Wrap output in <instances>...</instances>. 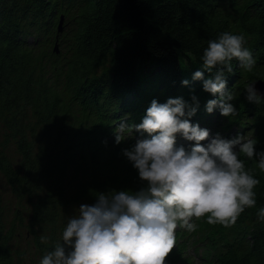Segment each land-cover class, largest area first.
I'll return each instance as SVG.
<instances>
[{
    "label": "trees",
    "instance_id": "obj_1",
    "mask_svg": "<svg viewBox=\"0 0 264 264\" xmlns=\"http://www.w3.org/2000/svg\"><path fill=\"white\" fill-rule=\"evenodd\" d=\"M224 31L243 33L257 59L251 72L234 59L227 73L239 110L231 117L207 112L213 95L193 79L208 40ZM257 79H264V0H0V171L25 205L17 220H25L40 259L97 191L142 187L122 151L135 137L117 144L114 133L121 120L140 122L153 98L191 101L195 93L193 122L211 135L255 136L264 149V101H248L244 92ZM12 139L21 167L7 152ZM240 158L260 179L257 207L227 226L201 217L193 232L178 227L168 264H264V222L257 219L264 170ZM5 216L0 188V264H24L22 232Z\"/></svg>",
    "mask_w": 264,
    "mask_h": 264
},
{
    "label": "clouds",
    "instance_id": "obj_2",
    "mask_svg": "<svg viewBox=\"0 0 264 264\" xmlns=\"http://www.w3.org/2000/svg\"><path fill=\"white\" fill-rule=\"evenodd\" d=\"M201 59L203 65L193 79L201 80L203 89L213 95L206 111L219 108L226 117L238 114L227 73L234 71V59L249 72L257 64L245 35L224 31L209 39ZM256 81L247 83L244 92L248 101L259 105L264 94ZM199 107L195 93L191 101L183 96L164 102L153 98L140 122L121 120L115 141L135 137V143L122 151L137 169L142 187L97 191L93 203H81L64 226L61 240L45 252L40 264H168L178 227L193 232L201 217L227 226L246 208L257 207L260 179L240 157L245 154L264 170V149L256 148L255 136L211 135L210 128L191 119ZM178 136L193 143L177 144ZM257 219L264 222V206L258 207Z\"/></svg>",
    "mask_w": 264,
    "mask_h": 264
},
{
    "label": "rangeland",
    "instance_id": "obj_3",
    "mask_svg": "<svg viewBox=\"0 0 264 264\" xmlns=\"http://www.w3.org/2000/svg\"><path fill=\"white\" fill-rule=\"evenodd\" d=\"M1 138H2V134L0 132V140ZM177 143L183 144L187 147L192 143V141H188L182 136H178ZM203 143H206V142H203ZM8 146H9V149L7 150V152L9 153L11 157H13L15 166L21 167L23 163L22 162L23 157L20 153L17 152L15 140L12 139L9 142ZM0 188L2 190V195L4 199L5 215H6L5 217H6L8 226H11L12 223L14 222L15 227H17L18 225L17 230L20 229V231L22 232V237L21 236L18 237L19 241L21 242V245H23L20 252H23L24 250H29L28 252H26L24 264H40L41 256L37 254L34 243L29 241L28 238L30 234L27 233V236L25 237V234H26V229L24 227L25 220H23L24 226H22V224H20V221H18L20 220L19 215L22 213V209L24 208L25 205L23 202H21L22 200L18 196L15 195L11 184L8 182L5 174L1 171H0ZM27 206H29V204H27ZM22 215L25 216V213H22ZM17 217H18V220H17Z\"/></svg>",
    "mask_w": 264,
    "mask_h": 264
},
{
    "label": "water",
    "instance_id": "obj_4",
    "mask_svg": "<svg viewBox=\"0 0 264 264\" xmlns=\"http://www.w3.org/2000/svg\"><path fill=\"white\" fill-rule=\"evenodd\" d=\"M62 31H63V16L61 17L60 24H59V32H62ZM55 51L58 53L60 52L58 43H56V45H55ZM256 88L262 94H264V79H257Z\"/></svg>",
    "mask_w": 264,
    "mask_h": 264
}]
</instances>
